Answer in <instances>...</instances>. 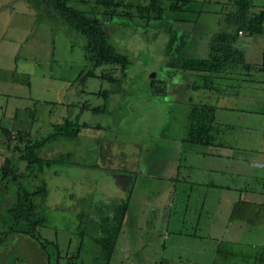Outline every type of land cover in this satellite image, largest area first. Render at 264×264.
<instances>
[{
  "label": "rangeland",
  "instance_id": "374dc122",
  "mask_svg": "<svg viewBox=\"0 0 264 264\" xmlns=\"http://www.w3.org/2000/svg\"><path fill=\"white\" fill-rule=\"evenodd\" d=\"M224 3L196 0L181 11L165 10L159 20L107 19L104 31L108 40L127 56L129 64L123 71L97 67L96 77H92L85 74L89 67L83 58L82 37L45 17L35 21L24 11V6H29L15 0V129L44 136L62 117L88 127L80 128L74 136L59 135L42 148L44 157L69 153V165L43 170L44 220L31 236L10 233L1 240L0 264H90L96 256L90 238L98 233L100 220L109 213L110 205L124 196L131 180L124 223L109 264H165L157 260L161 247L156 236L162 234V226L169 223L168 228H173L175 221H183L181 228L190 232L195 219L189 208L183 210L193 206L191 199L186 201L188 185L179 177L176 183L169 180V167L183 168L188 160L184 147L191 145L180 141L192 103L185 102L190 91L183 90L181 83L193 78L179 71V64L183 58L204 56ZM2 19L0 15V23ZM9 32L10 28H0V35ZM101 73H111L116 82L98 78ZM163 85L165 90L160 92ZM82 105L104 111L92 113ZM0 108L7 111L9 105L0 103ZM249 133L239 132L236 142L245 139L241 147L258 148L256 140L263 137L258 130ZM5 145L0 139L2 154H7ZM261 146L264 149V143ZM179 147L183 148L177 153ZM17 153L15 149L14 155ZM14 195V184L6 183L0 196V238L10 227L6 207ZM216 195L214 191V198ZM233 196L232 192L231 199ZM210 202L205 201V206L212 213ZM162 208L170 211L165 223L160 222ZM230 210L227 213L223 206L216 215L217 227L230 225ZM257 217L258 224H263L264 209ZM209 227L197 228L196 233L220 232ZM37 235L49 243L40 248Z\"/></svg>",
  "mask_w": 264,
  "mask_h": 264
},
{
  "label": "trees",
  "instance_id": "16d2710c",
  "mask_svg": "<svg viewBox=\"0 0 264 264\" xmlns=\"http://www.w3.org/2000/svg\"><path fill=\"white\" fill-rule=\"evenodd\" d=\"M33 11L34 20L45 17L53 24H61L72 34L82 37L83 58L89 69L87 76L96 77L94 69L108 66L123 71L129 64L124 53L119 52L108 40L104 31L106 20L113 17L137 18L142 21L159 20L163 12L181 11L186 5L196 0H21ZM255 0H225L223 12L217 20V27L209 36L205 56L201 58H183L180 60L179 71L188 73L193 80L188 88L218 90L221 82L232 85L233 80L242 81L239 77H248L252 73L263 71L264 64H249L245 62L242 51L235 45L237 33L247 36H257L263 33L264 1L257 6ZM256 8V9H255ZM108 27V26H107ZM108 30V29H107ZM98 78L109 83H115L116 78L111 73H101ZM155 79H150L153 84ZM164 85L160 92H164ZM92 113L104 111L101 107H87ZM86 123L78 124L76 120L62 119L51 124L52 132L44 136H36L29 130H9L0 126V139L5 142L7 154H2L0 164V196L6 183L15 186L13 200L6 207L10 227L0 238L5 240L10 233H20L31 236L36 227L44 220L43 206L46 196V186L42 178L45 168L69 165L70 154L60 153L52 157H44L42 148L57 136H74ZM96 128V125L92 126ZM218 126L215 124L214 107L206 103H189L182 143L197 146H217ZM4 144V143H3ZM15 149L18 150L17 155ZM22 165H19V164ZM55 174V171H53ZM132 174L131 172H126ZM177 182V179H169ZM264 183V180L262 181ZM133 180L125 188L124 196L110 205L109 213L105 215L98 226V233L90 238L96 248V256L90 264H109L117 235L124 223L128 207L129 195ZM174 188L171 192H174ZM170 201V194L168 197ZM259 209L260 205L254 204ZM254 205L243 201L233 202L229 221L255 224L259 223ZM252 206V207H251ZM252 208V209H251ZM169 209V208H168ZM168 209L162 210L160 222L165 223ZM156 208V214H159ZM259 211V210H258ZM81 235V233H80ZM42 248L48 241L39 238ZM244 247V246H243ZM241 245L220 241L217 245L214 260L210 264H264V246H256L248 252L247 247L239 253ZM78 251L76 253V256ZM237 260V261H235Z\"/></svg>",
  "mask_w": 264,
  "mask_h": 264
},
{
  "label": "crops",
  "instance_id": "0c3cea01",
  "mask_svg": "<svg viewBox=\"0 0 264 264\" xmlns=\"http://www.w3.org/2000/svg\"><path fill=\"white\" fill-rule=\"evenodd\" d=\"M255 1L260 6L264 0ZM24 8L30 16H34L32 10L28 11L29 7ZM0 15L3 18L0 28H10L8 35H0V103L9 105L7 111L0 108V126L15 130V0H0ZM235 45L242 51L245 62L264 64V27L263 33L253 38L243 32L237 33ZM240 78L244 80L234 79L232 85L221 82L216 86L218 90H193L187 87L189 82L181 83L183 90L190 91L185 102L206 103L214 107L215 124L218 126L216 142L219 145L199 146L202 149H198L197 145H187L183 150L188 158L185 166L169 167V179L179 177L183 184L188 185L184 190L186 201L191 199L193 206L187 205L183 210L189 208L195 219L190 232L181 228L183 221H175L173 228H168L169 223L166 227L162 226V234L156 236L161 247L157 260L165 264H210L220 241L241 245L239 253L245 247L249 252L256 246H264V223L230 222V225L218 227L215 223L216 215L221 213L223 206L228 213L235 201L260 205L259 209L254 205L255 212L264 209V149L261 146L264 140H256L258 148L241 147L245 139L235 140L239 132L250 135V130H258L264 139V69ZM182 148H177L176 152L180 153ZM124 170L128 171L127 168ZM214 191L217 192L215 198ZM232 192L235 196L231 199ZM195 201L199 204L198 209ZM205 201L211 203L212 213H209ZM168 213L169 218L170 211ZM210 225L220 232L211 235L196 233L197 228L208 229Z\"/></svg>",
  "mask_w": 264,
  "mask_h": 264
},
{
  "label": "built area",
  "instance_id": "2783aa9c",
  "mask_svg": "<svg viewBox=\"0 0 264 264\" xmlns=\"http://www.w3.org/2000/svg\"><path fill=\"white\" fill-rule=\"evenodd\" d=\"M240 32H238V34H239Z\"/></svg>",
  "mask_w": 264,
  "mask_h": 264
}]
</instances>
